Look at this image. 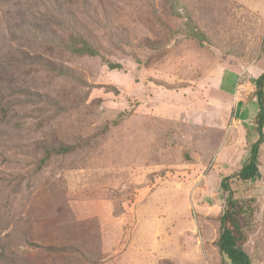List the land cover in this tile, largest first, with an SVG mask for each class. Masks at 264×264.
Here are the masks:
<instances>
[{"label":"rangeland","instance_id":"rangeland-1","mask_svg":"<svg viewBox=\"0 0 264 264\" xmlns=\"http://www.w3.org/2000/svg\"><path fill=\"white\" fill-rule=\"evenodd\" d=\"M90 1L60 5L119 69L60 48L46 0H0V264H221L228 196L264 264V128L257 176H233L257 139L264 0ZM52 145L74 149L40 165Z\"/></svg>","mask_w":264,"mask_h":264},{"label":"trees","instance_id":"trees-1","mask_svg":"<svg viewBox=\"0 0 264 264\" xmlns=\"http://www.w3.org/2000/svg\"><path fill=\"white\" fill-rule=\"evenodd\" d=\"M176 2H178V0H176ZM75 3L77 4L78 8H81L83 10V13H88L91 3L90 0H79L78 3ZM60 4V0H46L45 3H42L44 10L53 8L56 11L55 14H57L58 20H62L63 17H67L69 21L67 24L61 23L62 28L66 26L67 30L70 33L66 40L59 39L58 43L60 48L75 55L98 56L109 69L121 68V65L109 61V59L102 56L91 45L87 37L84 36L80 31V29L83 27V24L77 19L74 12L68 9L63 12V6H61ZM186 18L188 20L190 17L187 16ZM158 23L165 26V23H163L162 21H158ZM192 35L199 44H203L204 41L207 40L202 31L193 30ZM141 48H146L148 50H158L156 46L152 47V44L147 40L142 42ZM133 58L139 63V59L137 58V56ZM44 64H46L50 68V70L53 69L54 71H56V73L59 75H69L67 74V71L57 67L55 64L50 63L49 61H46V63ZM251 82L255 87L253 95L256 98L258 107L254 126V130L257 134V139L251 144L249 155L246 161L241 165L238 172L233 175L244 183L253 181L257 176V161L259 152L258 144L260 139L262 138V131L264 128V72L256 79H251ZM107 127L108 125H105L104 127H102V129L106 130ZM73 149L74 146L69 145H52L49 147H43L44 154L40 158L39 163L40 165L44 164L51 154H66L71 152ZM227 181L228 178H225L220 182V189L226 192L229 190V184L227 183ZM248 207L249 205L246 199L233 198L232 196H228L226 198L225 208L220 217V230L217 240L218 250L224 258L221 264H225V262H228L230 264H251L249 257L243 249V246L247 239L246 233L244 231L246 227V219L244 214ZM71 249V247H63L61 249L54 250L66 251Z\"/></svg>","mask_w":264,"mask_h":264}]
</instances>
